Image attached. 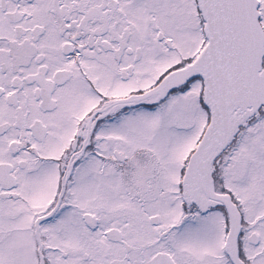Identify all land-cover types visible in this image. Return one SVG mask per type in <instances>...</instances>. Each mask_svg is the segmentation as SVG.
<instances>
[{
	"label": "snow or ice",
	"instance_id": "6c2138e0",
	"mask_svg": "<svg viewBox=\"0 0 264 264\" xmlns=\"http://www.w3.org/2000/svg\"><path fill=\"white\" fill-rule=\"evenodd\" d=\"M0 264H264V0H0Z\"/></svg>",
	"mask_w": 264,
	"mask_h": 264
}]
</instances>
